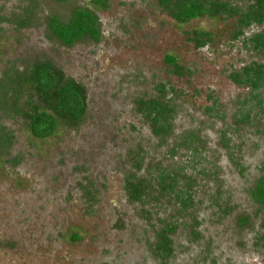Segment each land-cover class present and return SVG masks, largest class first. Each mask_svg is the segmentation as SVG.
<instances>
[{
  "label": "rangeland",
  "instance_id": "1",
  "mask_svg": "<svg viewBox=\"0 0 264 264\" xmlns=\"http://www.w3.org/2000/svg\"><path fill=\"white\" fill-rule=\"evenodd\" d=\"M30 1L41 18L20 27ZM224 1L242 9L248 4ZM108 3L96 9L101 38L66 47L46 36L44 17L67 20L74 7L90 1L0 0V73L9 63L47 59L83 83L88 97L78 129L60 126L45 139L32 137L19 121H5L15 131L11 155L22 161L0 163V264H264V207L250 193L264 176V113L251 111L249 88L229 78L246 64L264 63V51L247 41L264 24L238 34L237 18L180 23L159 0ZM200 29L212 40L195 48L190 32ZM166 55L192 73H173ZM158 83L184 92L174 97L172 134L162 139L134 105L137 97L155 95ZM212 97L222 116L206 113ZM185 133L197 134L204 150L195 168L193 157L186 163L196 177L194 201L171 235L172 256L162 261L150 245L171 206L130 200L124 180L131 171L146 177ZM140 150L136 169L132 155ZM203 168L206 174L195 172Z\"/></svg>",
  "mask_w": 264,
  "mask_h": 264
},
{
  "label": "trees",
  "instance_id": "2",
  "mask_svg": "<svg viewBox=\"0 0 264 264\" xmlns=\"http://www.w3.org/2000/svg\"><path fill=\"white\" fill-rule=\"evenodd\" d=\"M67 1V0H57ZM90 4L78 5L71 10L67 20L55 15L44 17L46 36L58 41L66 47L73 46L83 39L98 41L101 38L100 21L96 9H106L108 0H88ZM245 9L232 5L224 0H159V3L170 15L180 23L203 16H219L237 18V33L253 24H264V0H247ZM39 5L30 1L23 9V20L18 26H26L38 18ZM4 20L0 17V21ZM189 40L195 48L207 45L211 34L203 29L192 30ZM252 47L264 51V28L247 37ZM165 61L178 76H187L192 71L180 65L173 55H166ZM232 82L249 88V101L254 102L251 111L264 113V63L252 62L229 74ZM156 94L137 97L134 100L135 111L147 122L154 136L159 139L172 134V119L176 112L173 104L175 96L184 92L168 83L155 85ZM170 95V96H169ZM211 104L205 107L209 116H222L220 103L211 98ZM244 100L241 105L247 104ZM88 111L87 90L83 83L68 76L47 59H32L21 67L7 64L0 73V163L16 167L22 161L20 155H11L15 141V131L5 121H19L29 134L37 139L52 136L60 126L78 129ZM256 113V115L258 114ZM240 119L248 121L251 112L241 113ZM225 137V136H224ZM228 140V139H227ZM201 138L195 133L179 135L173 142L164 162L152 164L146 177H137L133 171L124 180V187L130 200L141 203L167 202L172 212L167 219H159V229L155 241L150 245L154 255L162 261L173 254L172 238L179 219L188 215L193 205L194 185L196 177L187 173L186 163L195 160L193 168L199 165L204 149L200 146ZM226 147H230L228 142ZM184 151V152H182ZM144 152H133V167L141 168ZM176 157L179 160H176ZM183 158L186 160H183ZM211 164V163H210ZM198 174H206L205 168L195 169ZM252 198L264 207V176L260 177L250 190ZM183 215V216H182Z\"/></svg>",
  "mask_w": 264,
  "mask_h": 264
}]
</instances>
